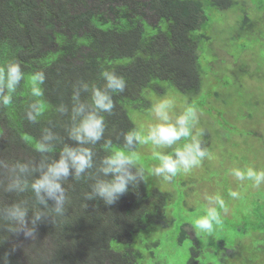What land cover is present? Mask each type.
Returning <instances> with one entry per match:
<instances>
[{
    "label": "rangeland",
    "instance_id": "rangeland-1",
    "mask_svg": "<svg viewBox=\"0 0 264 264\" xmlns=\"http://www.w3.org/2000/svg\"><path fill=\"white\" fill-rule=\"evenodd\" d=\"M73 1L79 4L76 14L85 12V7L95 9L97 19L93 25L105 28L103 23L112 15L107 0ZM132 1H119L114 8L124 16L133 11V21L142 22L143 29L150 37L153 36L151 43L161 42L158 38L167 35L174 21L159 19L148 5H144V0ZM200 1L207 17L206 24L203 31L190 33L194 40L191 44L196 45L201 56L198 58L201 66L198 92L182 94L169 88L162 95H157L151 86L143 94L144 101L126 104V107L128 118L135 124L134 130L147 135L149 128L156 123L150 109L157 100L164 96L175 97L176 108L170 113L173 120L185 107L194 106L198 123L193 134L199 133L200 146L207 150L209 156L202 160L200 166L187 173L181 170L171 180L153 174L152 169L159 165L155 154L175 158V151L190 143V137L182 138L171 146H155L149 142L128 147L121 142V148L112 149L106 156L123 150L138 157L130 169L142 175V184L149 196L139 203L140 206L136 203L132 206H149L148 214L159 215L161 219L159 224H146L147 219L139 214L140 226L145 225L146 230L133 237V250L140 254L135 264H264V183L255 187L252 181H238L230 174L233 168L252 167L264 171V141L259 140L264 138V0H228L225 11L212 8L211 0ZM52 17L58 29L64 31L66 27L58 25ZM34 22L40 28H46V19L36 16ZM87 34L88 31L81 30L78 35ZM202 34L207 35L209 41L201 39ZM40 45V54L35 53L27 63H22L25 80L12 93L13 103L7 107L0 105V121H7L10 130L21 131L16 138L8 132L0 133V178L5 173L9 178L19 176L24 182L31 183L32 177L14 170V166L25 164L29 170L35 169L39 160L34 159L30 152L38 150V137L48 134L54 124L61 123L65 117L74 121L72 129L81 119L74 116L73 105L63 113L53 112L45 91L42 97L45 109L34 122L27 118L30 106L36 103V98L30 94L28 77L40 71L45 66L44 61L49 63L59 56L52 38L43 40ZM89 53L95 51L86 49L85 54ZM44 54L45 58H42ZM81 60L72 59L77 64ZM5 64L0 60V66ZM102 85L104 88L105 83ZM131 91L135 95L139 88ZM140 109L145 113L142 114ZM30 126L34 127L36 137L28 134ZM106 132L105 129L104 134ZM65 142L64 146L75 148L93 146L92 143L79 144L70 135ZM53 152L55 157L59 155L55 150ZM231 191H236L238 197H231ZM153 193H160L165 203L153 197ZM217 194L224 199L227 211L219 208L214 200L209 201L208 197ZM211 207L220 212L222 223L214 225L211 234L196 230L194 221ZM182 230L187 237L180 245L178 239Z\"/></svg>",
    "mask_w": 264,
    "mask_h": 264
},
{
    "label": "trees",
    "instance_id": "trees-1",
    "mask_svg": "<svg viewBox=\"0 0 264 264\" xmlns=\"http://www.w3.org/2000/svg\"><path fill=\"white\" fill-rule=\"evenodd\" d=\"M119 1L122 0H107L112 15L103 23L105 28H98L93 25L97 11L85 7V12L76 14L79 4L73 0H0V60L6 63L18 61L22 66L30 56L40 54V43L49 38L55 42V50H59V56L49 63L44 61L45 66L40 69L46 76L43 89L53 112L63 113L59 110L61 106L67 110L74 105L76 89L80 92L79 100L91 110L92 88H102L105 82L101 72L104 70L114 71L126 80L125 91L112 94L115 104L112 113H101L107 132L92 148L84 147L92 152V167L79 178L70 174L61 181L66 197L62 216L54 212L53 201H48L47 209L39 204L30 185L41 175L42 169L59 160L65 148H75L64 146L73 120L65 117L61 123H55L48 134L38 137V143H46L49 150L30 152L39 163L27 173L32 182H24L25 191L8 192L13 177L9 178L5 173L1 175L0 208L19 203L29 210V217L37 211L48 213V218L38 225L35 240L26 241L22 234L7 233L6 221H0V235L8 237L0 245V255L11 252L10 264H135L140 254L133 250V237L146 230L145 225L140 226V215L147 219L146 224L161 223L159 215L148 214L149 206H132L134 203L140 206L139 203L149 196L143 187L142 175L133 169L130 170L136 180L129 183L127 192L114 204H106L94 194L93 189L97 183L113 179L112 174L103 173V161L112 149L121 148V142H125L124 134L134 130L135 124L128 118L126 104L144 101L143 94L151 86L157 95H162L169 88L182 94L198 92L201 84L198 58L201 56L196 45L191 44L194 40L190 33L203 31L207 17L200 0H144V5H148L159 19L174 21L167 35L158 36L161 42L154 45L151 43L153 36L150 37L143 29L142 22L133 21V11L124 16L114 8ZM227 1L211 0V7L225 11L229 5ZM52 15L58 25L66 27L64 31L58 29ZM36 16L46 19L45 29L34 22ZM81 30L89 34L81 37L78 35ZM200 38L209 41L207 35L202 34ZM86 49L95 53L85 54ZM73 58L82 60L77 64ZM82 84L88 85L87 91L81 87ZM132 88H139L137 94L134 95ZM141 112L145 113L144 110ZM33 129V126L29 127V135H34ZM2 131L11 133L14 138L21 135L20 130H10L5 120L0 121V133ZM49 134L51 139L45 141L44 137ZM259 140L264 141V138ZM53 150L60 156L55 157ZM89 195L91 199L87 198ZM152 195L164 202L160 193ZM186 237L185 230H182L178 243L181 245ZM14 246L15 251L12 252Z\"/></svg>",
    "mask_w": 264,
    "mask_h": 264
},
{
    "label": "clouds",
    "instance_id": "clouds-1",
    "mask_svg": "<svg viewBox=\"0 0 264 264\" xmlns=\"http://www.w3.org/2000/svg\"><path fill=\"white\" fill-rule=\"evenodd\" d=\"M101 77L105 81L104 88L93 87L91 92L92 109L79 100V89L74 91L73 95V114L80 117L79 124L72 129L70 136L79 144L96 143L99 141L105 131V118L101 113L111 114L115 104L112 94L123 93L126 88V80L123 76L114 71L104 70ZM25 80V72L18 61H10L0 66V105L9 106L13 103L12 93H14L21 81ZM30 82V94L36 98V103L30 106L31 110L27 113L30 121H35L36 116L40 115L45 109L42 99L44 96L43 85L46 76L43 71L33 72L28 77ZM81 87L87 91L88 85L82 84ZM176 108V99L172 96H164L157 100L150 109L152 116L155 118L154 123L148 130L147 135H142L139 131H129L124 134V140L128 147L135 143L148 144L151 142L155 146H171L182 138H191L190 143H185L182 148L175 151V158L172 155L156 153V159L159 165L152 169L154 175L163 176L164 180H171L181 170L185 173L190 172L194 167L200 166L202 160L209 156L206 149H202L200 141L197 138L199 133L193 134V129L198 123L197 109L194 106H187L174 120L170 113ZM61 112L66 109L61 106ZM45 141L51 139V134L44 137ZM37 149L40 152L48 151L46 143H39ZM138 157L135 154L129 155L123 150H117L104 161L102 171L105 175L112 174L111 181H101L93 189L95 195L101 197L106 204H114L120 196L128 190L130 182L136 180V176L130 168ZM92 167V152L86 148H65L59 160L49 164L41 170V175L35 179L30 187L34 192L39 204L46 209L48 201H53L54 212L57 215H63L64 203L66 200L64 189L61 181L66 179L70 174L79 178L85 170ZM14 170L21 174L29 172V167L25 164H16ZM230 174L238 181H252L255 187L264 183V171H258L252 167L246 169L233 168ZM143 179V177H141ZM26 184L18 176L9 184L8 192H23ZM229 195L233 198L238 197L236 191H231ZM91 199L92 196L87 197ZM209 201L214 200L219 208L227 211L224 199L217 194L215 197H208ZM48 218V213L37 211L29 217V210L19 203L11 204L5 208H0V221H6V232L12 235H23L25 239L35 240L37 236L38 225ZM222 223L220 212L216 207L207 209L205 215L197 218L193 226L196 230L211 234L214 225ZM7 236L0 235V245H2ZM15 251V246L11 250ZM11 252H5L0 255V264H10Z\"/></svg>",
    "mask_w": 264,
    "mask_h": 264
}]
</instances>
